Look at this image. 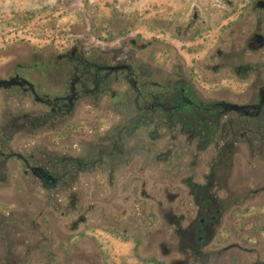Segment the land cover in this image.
Returning <instances> with one entry per match:
<instances>
[{
	"label": "flooded vegetation",
	"instance_id": "flooded-vegetation-1",
	"mask_svg": "<svg viewBox=\"0 0 264 264\" xmlns=\"http://www.w3.org/2000/svg\"><path fill=\"white\" fill-rule=\"evenodd\" d=\"M242 7L241 20L235 21L232 0H166L162 10L153 12L147 35L138 32L129 38L123 34L124 12L117 9L106 18L104 33L106 38L107 33L118 34L119 44L130 42L131 53L123 57L122 52L103 51L99 58L90 55L92 59L73 49L57 56L64 65L55 72L56 79L49 77L53 72L44 64L20 66L7 78L0 77L11 82L0 84V90L18 87L22 104L33 98L39 106L15 120L19 131H39L52 122L58 138L69 141L57 142L56 148L37 146L25 154L5 152L0 146V168L16 158L23 163L22 179L34 180L26 183L29 189L51 195L66 192L69 212L62 217H71L70 231L86 230L89 262L97 259L91 249L99 237L137 241L142 231L139 216L153 218V209L138 208L139 200L157 202L156 214L168 211L179 243L168 246L169 252L179 247L197 261L209 256L202 249L214 240L226 202L203 192L200 184L189 183L196 218L183 226L186 214L172 209L170 196L165 209L158 193L143 188L138 197L136 188L138 182L146 186L147 180H157L153 185L162 184L158 191L167 196L170 180L181 178L186 170L181 154L207 147L214 148L216 156L204 179L217 191L228 184L236 131L251 130V121H264V0ZM231 103L243 107L231 109ZM86 105L97 106V118L103 112L106 120L113 117L114 128L103 130L95 124L85 131L78 121L86 118L78 111ZM258 132L264 138V126ZM194 179L195 173L182 178ZM152 218L147 223H154ZM0 223L5 228L0 244L15 248L21 239L12 236L14 226L5 217ZM169 228H159V235L166 236Z\"/></svg>",
	"mask_w": 264,
	"mask_h": 264
},
{
	"label": "rangeland",
	"instance_id": "rangeland-1",
	"mask_svg": "<svg viewBox=\"0 0 264 264\" xmlns=\"http://www.w3.org/2000/svg\"><path fill=\"white\" fill-rule=\"evenodd\" d=\"M165 1L0 0V77L7 78L20 66L44 64L53 72L49 77L56 79L55 72L64 65L57 56L70 53L73 49L76 55L89 58H99L103 51L113 55L122 52L124 57L131 53V43L123 40L119 44L116 41L118 34L109 37L107 33L109 38H106L104 33L110 12L117 9L124 12L123 34H129L126 38L138 32L146 36L153 12L162 10ZM232 1L236 7L234 20H241L242 6L251 0ZM131 12L133 18L129 17ZM220 14H223L222 8ZM49 77L46 76V81H50ZM21 96L18 87L0 90V146H4V151L12 149L25 154L26 150L41 145L51 148H56L57 142L67 145L69 141L58 138L56 125L53 126L52 122H47L42 130L34 132H23L16 128L17 118L39 107L33 98L22 104ZM81 108L83 111L78 113L82 112L80 117L84 115L86 119L79 120L78 125L83 124L85 131L95 124L103 130L114 128L116 122L113 117L106 120V113L103 112L100 114L102 119L97 118L99 111L96 105L79 106ZM250 126L252 129L246 132L236 131L238 138L234 140L233 169L223 190L217 191L209 186L208 180L203 177L208 173L210 162L215 160L216 152L212 147H207L204 152L181 154L187 167L181 178L170 180L167 196L160 195V189L158 191L162 184L159 187L153 185L157 180H147L146 186L137 183L138 197H141L143 188L151 194L158 193L165 209L170 196L172 209L186 214L187 220L182 223L183 226L188 219L196 218L191 210L197 202L190 196L189 183L200 184L205 187L203 192L227 203L228 207L219 218L214 240L202 249L209 254L204 261H197L192 256L188 258L190 252H184L179 247L169 252L172 243L176 246L179 243L175 228L167 218L168 211L156 214L157 202L153 205L151 201L139 200V209L154 210L151 217L154 223H147L148 218L151 219L147 215L139 216L138 224L142 231H139L136 242H120L108 237L95 239L91 250L97 259L89 262L85 254L89 248L83 237L86 230L70 231L71 217H62V213L69 212L66 192L51 195L39 189H29L26 183L31 184L34 180H23V163L12 158L4 168H0V221L5 217L6 222L14 226L12 236H18L21 240L15 248L0 244V264H174L176 260L185 261L186 264H264V138L258 132L260 126H264V121H251ZM240 133H244V136L239 137ZM220 143L223 146V142ZM65 150L66 147H62V151ZM194 161L201 163L192 168L190 166ZM192 173H195L194 180H182ZM169 225L171 228L167 229V235L160 236V229ZM3 232L5 228L0 223V235ZM95 234L99 235L98 230ZM99 252L102 255L98 256L100 259L97 257Z\"/></svg>",
	"mask_w": 264,
	"mask_h": 264
},
{
	"label": "water",
	"instance_id": "water-1",
	"mask_svg": "<svg viewBox=\"0 0 264 264\" xmlns=\"http://www.w3.org/2000/svg\"><path fill=\"white\" fill-rule=\"evenodd\" d=\"M8 83H11L10 81L8 80H0V84H8ZM228 106L231 108V109H240L242 108L243 106L239 105V104H228Z\"/></svg>",
	"mask_w": 264,
	"mask_h": 264
}]
</instances>
